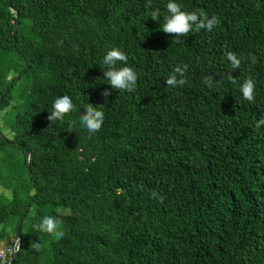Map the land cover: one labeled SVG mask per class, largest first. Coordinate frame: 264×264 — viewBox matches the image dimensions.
<instances>
[{
  "label": "trees",
  "instance_id": "obj_1",
  "mask_svg": "<svg viewBox=\"0 0 264 264\" xmlns=\"http://www.w3.org/2000/svg\"><path fill=\"white\" fill-rule=\"evenodd\" d=\"M168 2L0 0V240L21 227L13 264H264V0H173L219 21L179 43L162 31ZM112 48L134 92L105 79ZM177 65L187 82L168 86ZM63 95L74 107L51 123ZM88 103L105 115L96 133L80 123ZM44 216L62 238L34 227Z\"/></svg>",
  "mask_w": 264,
  "mask_h": 264
},
{
  "label": "clouds",
  "instance_id": "obj_2",
  "mask_svg": "<svg viewBox=\"0 0 264 264\" xmlns=\"http://www.w3.org/2000/svg\"><path fill=\"white\" fill-rule=\"evenodd\" d=\"M148 7L151 6V0H148ZM167 11L169 15L164 18L162 25V31L167 34H173L177 38V43H179V37L187 35L195 26L196 30L206 29L211 31L218 23L217 17L213 16L208 18L207 14L203 11L200 12H185L182 11L180 5L173 0H169L167 3ZM151 19L153 21L159 20V10L153 11L151 13ZM127 55L118 48H112L107 52L103 58V64L106 66V70H103V75L105 79L109 82V85L112 89L127 91L129 93L134 92L137 85V73L136 71L128 66L116 67V63L122 62L127 65ZM226 59L230 62L231 67L235 70L238 69L241 65V59L233 52L226 53ZM253 63L256 61L254 55L251 56ZM187 71V65H177L173 73L169 75L166 80V84L171 87L183 86L187 82L184 78ZM228 79L232 83H236V79L233 78L231 74L228 75ZM219 83L215 80L213 75H208L204 78V83L207 84L210 88L213 86V83ZM254 89L255 83L251 78L246 79L240 87V92L242 93L243 99L249 102L254 100ZM105 98V104L108 103L107 98L111 95L109 90H105L101 94ZM74 105L72 99L68 95H63L57 97L52 105L51 111L47 119L53 123L57 120L63 119V117L70 113ZM102 106L94 107L92 104H89L85 108V112L80 116L81 125L87 129L89 133H96L100 131L104 123V112L99 110ZM261 125H264V118H261L256 127L259 128ZM51 126V125H50ZM121 190L117 189L119 193ZM153 198H159L162 202L163 197L158 196V194L153 191ZM62 221L53 216H44L41 219V222L34 227L40 231L54 235L56 238H62L64 233L58 229L61 227ZM31 247L39 250L41 245L39 243H33ZM21 250V241L16 238L13 246L8 249L10 256L18 253Z\"/></svg>",
  "mask_w": 264,
  "mask_h": 264
},
{
  "label": "built area",
  "instance_id": "obj_3",
  "mask_svg": "<svg viewBox=\"0 0 264 264\" xmlns=\"http://www.w3.org/2000/svg\"><path fill=\"white\" fill-rule=\"evenodd\" d=\"M15 239L12 241L0 240V261L2 264H13L15 260V255L10 256L8 249L13 246Z\"/></svg>",
  "mask_w": 264,
  "mask_h": 264
},
{
  "label": "water",
  "instance_id": "obj_4",
  "mask_svg": "<svg viewBox=\"0 0 264 264\" xmlns=\"http://www.w3.org/2000/svg\"><path fill=\"white\" fill-rule=\"evenodd\" d=\"M9 6L11 7V10H12V11H15V9L13 8L11 2H9ZM19 26H20V23H17V26H16V28H15V34L17 33ZM2 99H3V98H1V100H2ZM1 137L4 138V139H6V137H5L4 135H2V134H1ZM17 238L21 241V227L19 228V231H18V234H17ZM21 249H22V244H21ZM19 252H20V251H19ZM19 252L16 253V255H15V259H17Z\"/></svg>",
  "mask_w": 264,
  "mask_h": 264
}]
</instances>
